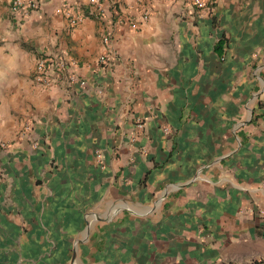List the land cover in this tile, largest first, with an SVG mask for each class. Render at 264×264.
I'll list each match as a JSON object with an SVG mask.
<instances>
[{"label": "crops", "instance_id": "0c3cea01", "mask_svg": "<svg viewBox=\"0 0 264 264\" xmlns=\"http://www.w3.org/2000/svg\"><path fill=\"white\" fill-rule=\"evenodd\" d=\"M88 1L0 0V264H264V0Z\"/></svg>", "mask_w": 264, "mask_h": 264}, {"label": "built area", "instance_id": "2783aa9c", "mask_svg": "<svg viewBox=\"0 0 264 264\" xmlns=\"http://www.w3.org/2000/svg\"><path fill=\"white\" fill-rule=\"evenodd\" d=\"M41 0H12L10 5V13L13 17L19 19L28 17L32 12L36 11L40 6ZM192 5L198 9H204L206 7V0H190ZM88 4L91 8L98 13V15L103 13L102 6L99 0H89ZM93 10V11H94ZM149 8L145 9L142 14L143 20H146L149 15ZM54 12L56 14L62 15L66 20H68L70 26H77L81 24L84 20L82 15L74 14L73 8L68 3L62 4L55 8ZM90 12V11H89ZM122 23V21H120ZM136 24H131V28L135 29ZM108 39L104 38L103 43H107ZM110 58L101 55L98 57V63L100 65H106ZM51 65H55L60 71L66 74L67 81L70 84H78L79 86H85V82L79 80L75 74L70 72L71 68L76 66V60L72 58L66 50H60L55 59H53ZM35 80L41 85H48L49 77L46 67V61L43 58H39L35 66ZM138 128H142V123L137 124ZM31 127L28 122L24 124L23 130L20 132L21 137H25L27 132L29 133ZM164 133L168 134V129H164ZM6 149V144L0 140V152Z\"/></svg>", "mask_w": 264, "mask_h": 264}, {"label": "rangeland", "instance_id": "374dc122", "mask_svg": "<svg viewBox=\"0 0 264 264\" xmlns=\"http://www.w3.org/2000/svg\"><path fill=\"white\" fill-rule=\"evenodd\" d=\"M1 216L5 219L6 222L14 224L20 227L22 230H26V231L27 230L30 231L31 228L34 227L35 224L36 225L38 224L35 222L32 224V223H29L28 221H24L20 216H17L14 213H11V214L1 213ZM20 248L23 250L24 257L28 258V255L25 250V244L20 245ZM25 262H27L26 264H29L27 259H25Z\"/></svg>", "mask_w": 264, "mask_h": 264}]
</instances>
